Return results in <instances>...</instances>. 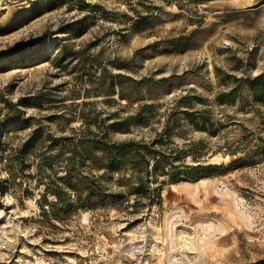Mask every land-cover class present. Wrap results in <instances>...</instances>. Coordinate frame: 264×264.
<instances>
[{
    "label": "rangeland",
    "instance_id": "1",
    "mask_svg": "<svg viewBox=\"0 0 264 264\" xmlns=\"http://www.w3.org/2000/svg\"><path fill=\"white\" fill-rule=\"evenodd\" d=\"M92 2L101 11L63 6L40 14L34 12L40 0H0V51L43 38L21 54L0 59V223L10 234L11 248L21 251L29 264H264L263 157L197 182L167 181L161 206L154 205L146 216L111 207L47 219L41 215L44 191L36 187L35 167L25 172L31 178L23 174L12 179L4 142L16 146L38 124L57 130L49 119L57 109L43 102L47 97L57 104L92 101L105 112L121 109L107 105L104 97L72 99L79 61L61 68L46 60L64 44L88 47L86 53L99 54L108 68L115 57H135L129 73L137 78L181 76L180 85L160 102L190 88L208 97L209 106L228 125L216 137L195 134L206 140L208 163L229 164L242 156L228 148L234 149L244 133L251 145L264 138V106L253 105L246 91L235 104L214 101L217 92L229 89L231 76L264 71V0ZM145 4H151V11ZM86 15V31L76 35L72 28ZM183 37L188 47L174 51L171 41ZM2 98L21 103L23 115L32 118L28 126H3L8 111ZM143 134L149 135L136 129L130 136Z\"/></svg>",
    "mask_w": 264,
    "mask_h": 264
},
{
    "label": "trees",
    "instance_id": "2",
    "mask_svg": "<svg viewBox=\"0 0 264 264\" xmlns=\"http://www.w3.org/2000/svg\"><path fill=\"white\" fill-rule=\"evenodd\" d=\"M92 1L40 0L41 5L34 12L41 14L63 6L80 12L101 11L98 2ZM146 7L151 11V4ZM88 18L90 15L75 22L72 30L76 35L86 31ZM185 41L188 38L171 41L174 51L185 50L188 47ZM33 43L1 50L0 59L21 54ZM85 48L74 49L72 44H64L46 60L61 68L79 61L75 65L77 75L72 99L104 97L107 105L114 103L121 109L105 112L92 101L57 104L58 101L47 97L43 102L57 109L49 116L57 130L53 132L38 124L16 146L4 142L6 167L14 181L35 167L36 187H43L44 191L43 199L39 200L42 217L58 218L79 210L111 207L129 215L146 216L154 205L161 206L162 190L167 181L197 182L230 173L245 166L254 156L264 158V138L259 136L251 145L249 135L244 133L234 149L228 148L230 154L242 152V156L229 164L208 163L206 140L196 139L195 134L216 137L228 127L209 106L208 97L190 88L160 102L164 95L180 85L181 76L172 74L157 80L147 76L137 78L129 73L134 69L135 57H115L108 68L99 54H87L89 50ZM216 73L219 75V69ZM242 91L248 93L253 105L264 106V71L231 76L229 89L217 92L214 101L219 105L235 104ZM1 100L8 111L4 127L15 130L29 125L32 118L23 115L20 102ZM43 104L39 103L38 107L42 108ZM124 108L132 111L123 115ZM78 121L79 126H72ZM136 129L147 131L149 135L130 136ZM117 134L126 137L116 139ZM36 156H39L37 161ZM28 177L31 178V174L24 176Z\"/></svg>",
    "mask_w": 264,
    "mask_h": 264
},
{
    "label": "built area",
    "instance_id": "3",
    "mask_svg": "<svg viewBox=\"0 0 264 264\" xmlns=\"http://www.w3.org/2000/svg\"><path fill=\"white\" fill-rule=\"evenodd\" d=\"M10 234L0 223V264H29L28 258H23L21 251L12 249Z\"/></svg>",
    "mask_w": 264,
    "mask_h": 264
}]
</instances>
